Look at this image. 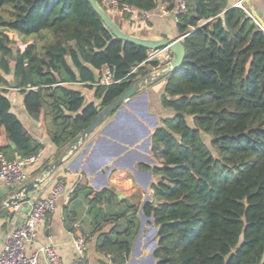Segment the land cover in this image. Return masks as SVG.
I'll return each mask as SVG.
<instances>
[{"label":"trees","instance_id":"16d2710c","mask_svg":"<svg viewBox=\"0 0 264 264\" xmlns=\"http://www.w3.org/2000/svg\"><path fill=\"white\" fill-rule=\"evenodd\" d=\"M115 1L117 11L128 9L125 21L158 2ZM163 3L174 9V0ZM176 21L185 56L159 79L161 105L173 116L151 136L158 203L143 205L156 228L152 258L155 264H264V33L242 9H226L225 0H186ZM9 33L31 41L13 51ZM151 52L115 38L87 0H0V136L6 140L0 156L26 158L43 147L10 112L11 82L30 116H52L54 146L70 148L100 110L161 70ZM106 68L112 82L97 85ZM74 84L93 90L99 104H86L69 87ZM83 190L88 198L91 192ZM112 199L103 189L88 202L94 207ZM128 212L94 219V232L101 222L125 219L122 232L116 226L99 236L98 250L115 264L130 255L137 232Z\"/></svg>","mask_w":264,"mask_h":264},{"label":"crops","instance_id":"0c3cea01","mask_svg":"<svg viewBox=\"0 0 264 264\" xmlns=\"http://www.w3.org/2000/svg\"><path fill=\"white\" fill-rule=\"evenodd\" d=\"M238 3H241L243 11L250 12L264 26V0H225L226 9L236 8ZM173 11H167L163 0H158L154 10L133 13L128 21L115 11L108 12V16L131 36L175 40L180 35ZM163 86L164 83L157 80L144 83L129 101L123 103L112 116L105 118L84 142L78 143L77 140L70 148H56L52 143L51 137L55 132L52 116L45 112L38 118L30 116L24 109L23 96L16 89H9L6 97L10 101V112L31 138L43 146L38 161L26 168L27 180L22 187L38 178L43 179L34 191L27 194L20 193L22 187L8 188L0 184V205L11 202L10 206L0 211L7 213L0 217V250L22 225L30 206L46 197L52 187L61 182L64 189L56 199L57 210L48 219L36 224L33 240L28 246L29 253L40 244H49L65 264H78L80 261L82 264H109L106 254L97 248L99 236L109 233L116 226L118 233L122 232L126 226L125 219L101 222L97 232H94V219L129 210L127 216L134 212L137 232L132 240L130 255L123 264H155L152 251L156 244V228L151 218L144 215L143 205L154 200L151 188L158 181V177L151 172L156 165L150 151L151 136L161 126L162 120L173 116L171 110L161 105ZM85 90L93 92L87 88ZM76 91L83 96L80 90ZM162 114H166L165 117ZM5 143V137L0 136V146ZM127 181L131 182L128 189L125 187ZM84 188L91 192L88 198L85 197ZM110 188L118 191L120 196L111 192L116 199L92 207L88 200L103 189L110 192ZM80 192L82 198L78 197ZM78 235L86 236L88 241L83 259L75 254L72 247V237Z\"/></svg>","mask_w":264,"mask_h":264},{"label":"built area","instance_id":"2783aa9c","mask_svg":"<svg viewBox=\"0 0 264 264\" xmlns=\"http://www.w3.org/2000/svg\"><path fill=\"white\" fill-rule=\"evenodd\" d=\"M102 4L109 8L110 12H117L121 15L123 12H128L127 8H122L120 11L116 10L117 2L115 0H101ZM237 8L243 9L241 3L236 5ZM173 13L175 16L186 12V0H174ZM246 14L254 21L255 25L259 27L264 33V29L253 18L250 12L246 11ZM168 51V50H163ZM158 52H151L149 54L150 59H157L160 56ZM172 60L170 53L167 56L166 61ZM159 61V60H158ZM170 63V62H169ZM168 63V64H169ZM168 66V65H167ZM112 82V75L109 69H104L102 76L97 85H108ZM40 152L36 155L17 158L14 160H7L0 156V184L8 188H21L27 180L26 168L38 161ZM43 178H38L40 182ZM126 189L131 187V182L125 183ZM63 183H56L48 195L44 198L36 200L29 208L26 218L22 225H20L5 241L0 250V264H65L53 246L49 244H40L32 252H28V246L33 240L35 226L37 223L42 222L49 218V216L56 212L57 205L56 199L63 192ZM152 194V192H151ZM72 247L75 254L83 259L88 249L87 237L83 235L72 237ZM106 258L109 264H115L113 262V256L106 254ZM82 264V262H78Z\"/></svg>","mask_w":264,"mask_h":264},{"label":"water","instance_id":"95a60500","mask_svg":"<svg viewBox=\"0 0 264 264\" xmlns=\"http://www.w3.org/2000/svg\"><path fill=\"white\" fill-rule=\"evenodd\" d=\"M93 9V11L98 15L104 24L105 28L111 32V34L126 43L134 44L136 46L144 47L153 52L168 50L172 55V60L168 64V66L157 73L147 76L146 78L134 83L131 88H129L126 92H124L121 96L113 100L109 105L104 107L102 110L98 112L95 118L91 121V123L84 129L81 135L78 137V143L84 142L88 136H90L99 126L102 124L105 118L110 116L114 111L118 110L122 107V104L129 101L138 91L139 87L144 83H151L154 80H158L160 77L167 75L171 72L176 71L183 62L185 56V49L181 43L183 37H179L175 40L169 39H160V40H151V39H143L135 36H131L123 32L120 27L106 14L96 3L95 0H87ZM254 17V16H253ZM256 21L258 18L254 17ZM261 25V24H260ZM264 29V26L261 25ZM13 87V83L10 84ZM11 147L14 149L12 143H10ZM42 178V177H41ZM40 178V179H41ZM40 180H35L30 184L21 188L20 193L27 194L31 191L35 190V187L38 186ZM110 192H112L115 196L119 197L120 194L118 191H115L114 188H110ZM19 193V194H20ZM14 201V200H11ZM158 202L155 200L154 204ZM11 202H7L3 205H0V211L8 206H10Z\"/></svg>","mask_w":264,"mask_h":264},{"label":"rangeland","instance_id":"374dc122","mask_svg":"<svg viewBox=\"0 0 264 264\" xmlns=\"http://www.w3.org/2000/svg\"><path fill=\"white\" fill-rule=\"evenodd\" d=\"M109 12H110V10H109ZM9 37L12 40V44L10 45V47L13 49V51H15L16 48H18V47H23L26 42H30L31 41V38L25 39V41H23V40L19 39L16 35L12 34V33H9ZM160 55H163L164 58L162 60L158 58L160 64H162V68L158 72L164 70L167 67L168 63L171 61V60L166 61L167 56L170 55V52L169 51H163L162 53H160ZM154 73H157V72H153L150 75H152ZM5 78L7 79V81H11V79H12L11 76H6ZM159 79L157 80L158 82H159ZM155 81L156 80H154L153 82H155ZM71 88L72 89H76V90L77 89L80 90L82 92L83 96H84V99H85V102L86 103L91 101V102H94L95 104H99V102L95 101L94 93L92 91H90V92L89 91H86L85 88H83L80 84H74V85H72ZM0 89H2V87H0ZM6 90H7V93L10 91L9 88L8 89L6 88ZM13 105H14V103H13ZM162 115H163V117H165L166 114H162ZM189 123H190V121H189ZM202 139L204 140V142L207 145L209 144V138L207 136L203 135L202 136ZM78 195H79L78 196L79 198H82L83 197L82 192H80V194H78Z\"/></svg>","mask_w":264,"mask_h":264},{"label":"bare ground","instance_id":"6f19581e","mask_svg":"<svg viewBox=\"0 0 264 264\" xmlns=\"http://www.w3.org/2000/svg\"><path fill=\"white\" fill-rule=\"evenodd\" d=\"M163 58H164V57H163V55H160V56H159V59H161V60H162Z\"/></svg>","mask_w":264,"mask_h":264}]
</instances>
